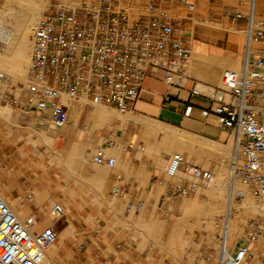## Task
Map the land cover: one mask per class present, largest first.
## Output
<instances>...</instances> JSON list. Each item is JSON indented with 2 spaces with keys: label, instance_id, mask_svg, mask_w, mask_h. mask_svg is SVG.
<instances>
[{
  "label": "built area",
  "instance_id": "1",
  "mask_svg": "<svg viewBox=\"0 0 264 264\" xmlns=\"http://www.w3.org/2000/svg\"><path fill=\"white\" fill-rule=\"evenodd\" d=\"M198 3L199 0H77L70 5L50 0L33 26L23 93L7 94L5 103L19 114L33 117L39 126L43 121L62 126L68 123L70 104L130 111L145 78L155 74H161L168 87H181L191 55V36L181 18L173 17L164 8L193 13ZM220 6L223 18L243 22L241 65L238 70L221 72L219 85L209 92L211 105L202 109L200 116L211 117L232 137L236 152L227 178L230 192L236 180L249 185L262 212L245 223L232 250L224 246L219 249L216 264H264V57L248 50L251 41L263 39L264 20L255 22L253 0ZM243 6H247L246 13L241 11ZM191 93L197 91L192 89ZM103 143L107 147L116 145L111 131ZM91 157L94 163L107 168L115 165L114 158L106 157L101 146L92 150ZM163 172L172 179L178 172L192 178L177 180L169 192L179 198L192 195L201 182L212 177L209 170L189 165L177 155L168 159ZM109 195L123 200L127 211L138 212L144 204L140 193L130 195L120 185L113 186ZM235 198H242V193ZM163 204L161 194L158 208ZM50 215L59 220L65 216V207L54 204ZM36 223L34 216L20 218L0 194V264H41L46 249L57 239V231L53 224L37 230Z\"/></svg>",
  "mask_w": 264,
  "mask_h": 264
},
{
  "label": "rangeland",
  "instance_id": "2",
  "mask_svg": "<svg viewBox=\"0 0 264 264\" xmlns=\"http://www.w3.org/2000/svg\"><path fill=\"white\" fill-rule=\"evenodd\" d=\"M201 2L202 3L204 2V4H202ZM236 2L237 0H235V4L228 3L225 0H219V1L199 0L197 8L193 13L186 12L182 8H177L172 10L169 8H164V11H166L168 14L172 15L173 17L181 18V23L182 25H184L183 27H185L186 32H190L192 28L197 25V24L196 25L191 24L192 19L195 17L202 19L206 18L210 20L216 19L218 21H221L222 24L225 23L228 26L243 29L244 26L242 24H238L237 22H232L231 20L223 18L220 13L221 4L232 6V5H236ZM49 3L50 0H47V5ZM201 4L202 7L200 6ZM203 5L206 6L205 7L206 13L205 11H203ZM8 7H11L13 9L12 15L14 16V18L11 15L3 19H0V53L2 54L8 52L11 44L13 43V41H15V38L17 36L16 27H15L16 19L21 13V9L13 8L12 4L6 3V0H0V10L7 11L8 9H11ZM257 13H261L262 17L259 18L257 16ZM260 20H264V9L263 10L259 9L256 11L255 22ZM221 33L231 35L230 33L224 30H221ZM242 34L243 33H241V35L239 34L240 36L239 35H233V36L238 39L240 38L241 43H243L244 34L243 35ZM30 38H31V33L28 35L29 42H30ZM255 45L256 48H259L258 51L261 50L262 53L254 52V55L264 57V38L258 40ZM240 50H243L242 47L240 48ZM238 54L242 58V55L240 53ZM223 70L224 68H222L220 73L218 74V78H217L218 83L209 82L213 87L219 85L221 72ZM22 90H23V84L21 82L14 81L9 77L0 74V108L6 107L10 111L9 118L7 120L0 118V134H1L0 136L3 139L7 138L9 140L10 147H8L7 149L10 152H14L13 153L14 155L12 157L13 158L12 163L19 168V172L16 173L15 175V177H17L18 175L16 179V184L9 186L7 185L2 186L0 184V192L2 193V190L11 191L15 188V191L13 192L12 196H9V198L13 201L22 200L21 201L22 204L28 207L30 215L34 216L37 219V224L42 225L40 227H36L37 230H41L44 227L49 226L51 224L55 225V230L57 231V239L47 249L48 251L54 246L57 247V253L54 258L56 262L53 260L51 264H69L70 260H72V255H73L72 252H75V247L79 245V242L82 240V238H78L77 240H75L76 229L72 224L71 216H69L66 207L70 202H72L74 197L80 196L81 193L80 189H82V187L88 188L91 184L88 180H85L83 182L81 180L79 173H83L84 175H87L88 168L91 165L92 167L101 166L99 164L94 163L91 157L92 150L96 146H101L104 150L105 156L112 158L113 155L108 153V151L106 150L117 149L120 151L119 153L121 158L123 154L121 151L123 149V146L120 144L119 138H121L122 136H128V137L132 136L133 138H135V135L138 136L139 132L142 134L143 126L139 121L137 122L132 121L135 124L129 122L125 126L114 125L111 126V128H107L106 126H103L101 128H95L91 133H89L87 132V128L85 127V119L88 115H90V113L93 111L94 108L81 107L82 113L77 128H73L71 126V124H73V120L71 121L72 118L69 113V119L67 124L62 126L56 125V128H58V130L60 131L59 132L60 144L57 147V149H61V147H63L66 150L65 152H62V154L67 155V151L71 148L72 143H78L79 151L83 150L84 154L86 155V161L84 163H81L79 160L71 161L69 159L70 160L69 168L74 175L73 177L72 175L64 173L61 167H58L56 164L52 162L51 163L49 162L50 153L45 154L46 148L44 145L38 144L37 146H35L31 143V141H35V142L37 141L36 133H38L41 130L42 123L45 125H49L50 122L43 121L40 123L39 126L36 124V121L34 120L33 117H25L19 114L17 110H13L5 103L4 98L7 94L19 95L23 93ZM74 106L75 104H70L69 111H71L72 107ZM124 113L125 112H121V114ZM137 117L142 119L143 116L137 115ZM217 129H218L217 139H213V141L220 142L223 145H228V143L233 144L232 137L228 132H226L220 127H217ZM4 131H6V134L3 133ZM109 131L115 134L113 135L114 140L116 142V145L114 147H107L103 143L104 137L106 135L104 136L102 134L103 133L108 134ZM151 137H152L150 139L151 143L145 142L143 137H141V139H137L136 137L135 141L131 139L130 141L131 143L127 150L129 151V155L132 154L134 157H136L138 164L143 162L144 160L150 161L151 167L152 169L155 170L156 173L151 176V179L149 181L148 178H145L144 180H140L139 178L136 177L135 180L137 181V185L144 189V193L146 194V196L150 198L149 202L153 206V208L156 207V202L160 197V195L164 194V204L161 207V211L160 212L157 211L159 212V214L155 217L154 216L146 217L144 216V210H143L140 212V218L135 222L132 220V215H133L132 210L128 215L124 216L122 212L125 206L121 205L120 206L121 208H119L118 210L115 209L114 206L116 205L117 202L110 197L109 191L113 186L118 184L116 181V176L120 171L119 169L120 158H119V161L116 160L115 165L112 168L114 174L110 182L107 184L105 192L102 194H95V197H97V199L92 201V203H94L98 207H106L108 210L114 209V211L116 210L115 213L117 217H115L116 219L114 220V223L108 222L106 227L103 228L102 227L103 224L101 223L98 224L97 221L104 220V217L98 214L94 217V224L92 225L93 228L98 231L100 230L107 231L111 229L114 233H117L118 231H122V230L127 231L129 233L130 230H132L131 228L142 230L143 232L142 237L144 239L143 241L146 240L148 241L152 237H154L153 240H155L156 244L154 242L151 243V245L152 246L157 245V246H155V248L152 249L153 251L152 253L154 255H161L164 258V264H216V261L219 256V249L224 245V240H223L224 238L222 237L220 227L217 224V222H219L222 219L221 212H216V214L212 213L216 221L214 222L215 223L214 225L212 224L213 222H211L210 219L212 214H210L208 211L206 212V210H209L210 204L216 202L214 198L212 199L213 197L212 193L210 191L204 190L202 187L205 185V183L201 182L198 185L197 191L190 196L184 198L170 196L169 192L173 190L177 180L183 179L184 181H190L191 177L189 176V174L177 173V178L172 179L166 177L165 173L163 172V170H165V166L167 165L166 163L168 159L174 155H177V156H182L183 160L187 164L198 166L205 170H209L211 174H213L216 171V164L214 157L211 156V154H209L207 151H202L199 148V146L191 145L189 143H184V144L174 143V146L173 144L172 145L168 144L165 142L164 140L165 135L162 133H157V134L151 133ZM165 148L171 151L167 152ZM88 164L89 166L88 168H86ZM102 166L105 167L104 170H106V172L109 171V168H107L106 165H102ZM178 174L180 175V177L178 176ZM185 178L187 179L185 180ZM47 185L50 186V191L48 194L49 197L41 205H37V203L33 201V193L37 189L40 190L43 187H47ZM246 187L250 191V195H251L252 189L247 185ZM72 189L77 190V192L73 193L71 191ZM229 189L230 188L228 184V186H226V190L224 193L225 195H227ZM28 193H31V195L29 194V198L27 197ZM101 198H104L105 200L103 199L100 200ZM192 200L196 201L200 207V209L197 211L199 213V216L197 215L198 213L186 215L184 219L186 225L184 230L182 231V236L186 239V243L184 244L183 248L180 249V254H178L179 258H176L175 256H173V254L172 255L171 253L169 254L167 251L164 250V248H161L158 245L159 243H162V241L159 239V233L157 232V229L160 223L161 225L163 224L164 243H166L168 240V235L172 223L174 222L176 217L182 214L181 205H188ZM219 201L220 200H217L218 204ZM241 202H242L241 198L236 199L237 204H240ZM56 203H60L65 207V216L55 221L54 219L51 218L50 210L51 207ZM219 207L220 204L218 205V209ZM200 211L202 212L200 213ZM204 211L206 212V215ZM231 214L232 217L235 218V220L237 221L236 223L241 224L239 222L242 220L241 221L242 230L245 223L249 219L258 218L260 215V214H251L248 211L246 214V210L243 208L239 210L232 209ZM27 217L28 215L24 218ZM152 217L157 218L156 221L152 220ZM162 218H164V220L161 221L160 219ZM47 219L48 222L46 224H42ZM66 228L67 231H65ZM241 233L238 235L236 239L239 238ZM220 236L223 239H221ZM235 241L232 247H234ZM116 242L117 241H114L113 244H115ZM232 249L233 248H231V250Z\"/></svg>",
  "mask_w": 264,
  "mask_h": 264
},
{
  "label": "crops",
  "instance_id": "3",
  "mask_svg": "<svg viewBox=\"0 0 264 264\" xmlns=\"http://www.w3.org/2000/svg\"><path fill=\"white\" fill-rule=\"evenodd\" d=\"M238 24L243 25V22H238ZM220 33L219 29H212L201 25L194 26L190 31L191 53L207 57L210 55L223 56L225 52L231 51L242 55L243 50H240L238 38H235L233 35ZM209 82H212L209 70L203 65L197 68L191 76L183 78L181 87L179 88H171L165 85L161 74L149 76L143 82L139 97L131 109L132 111L126 112L158 120L209 140L217 139L218 126L214 124L213 119L211 117L203 118L200 116V111L211 105L209 98L210 91L208 90L214 87ZM199 86L201 88H198ZM192 89L196 90L197 93L192 94ZM69 113L71 115L72 111H69ZM129 122L121 124L117 120H113L105 123L103 126L107 128H111L114 125L125 126ZM132 123L135 124L134 122ZM85 127L88 128L86 126V119ZM3 133L6 134V131ZM106 134L103 133L102 135L105 136ZM136 137L137 139L143 137L145 142L151 143V134H144V132L142 134L139 132V135H135V138L132 136H122L119 138L120 144L123 146L121 150L123 154L120 158V171L116 176L117 185L123 186L130 195L140 193L144 200L142 209L138 212H133L132 220L135 222L140 218V212L143 210L146 217H155L161 211V208H158L160 197L156 202V207L153 208L149 202L150 198L146 196L144 189L138 186L135 180L136 177L140 180L148 178L149 181L151 176L156 173L152 169L149 160H144L138 164L136 157L132 154L129 155L127 149L131 143L130 141L131 139L135 141ZM8 147H10L9 140L7 138L3 139L0 136V184L2 186L15 185L18 177V175L17 177L15 175L19 172V168L12 163L14 152L8 151ZM106 151L111 155L119 152L117 149H107ZM88 166L89 164L86 168ZM90 167L88 168L87 175L79 173L81 180L83 182L88 180L91 183L90 186L88 188L82 187L80 189V196L74 197L72 202L66 207L69 216H71L72 224L76 229L75 240L82 238L79 245L75 247V252H72V260H70L69 264H164V258L161 255H154L152 253V249L157 246L151 245L153 241L155 242L153 240L154 237L148 241H143L142 230L131 228L132 230L129 233L124 230L114 233L111 229L98 231L93 228L92 225L94 224V217L96 215L100 214L104 217V220L97 221L98 224H103V228L106 227L108 222L114 223L117 215L114 209L108 210L106 207H98L92 203L93 200L97 199L95 198V194L105 192L114 171L112 168H109V171L106 172L104 170L105 167L102 165L93 167L91 165ZM14 191L15 188L11 191L2 190V193L4 196L9 197L12 196ZM71 191L73 193L77 192L75 189ZM115 201L118 203L114 206L115 209L118 210L121 208V205L124 206L123 200L116 199ZM129 213L130 211H127L124 207L122 214L125 216ZM154 217H152V220L156 221L157 218ZM160 220L162 221L164 218ZM157 232L159 233V239L164 242L163 224H159ZM114 241L117 242L113 244Z\"/></svg>",
  "mask_w": 264,
  "mask_h": 264
},
{
  "label": "bare ground",
  "instance_id": "4",
  "mask_svg": "<svg viewBox=\"0 0 264 264\" xmlns=\"http://www.w3.org/2000/svg\"><path fill=\"white\" fill-rule=\"evenodd\" d=\"M61 1L64 3L70 4V5H75L77 3V0H61ZM225 1L228 3L235 4V0H225ZM6 3L12 4L13 8L21 9V13L16 19L15 27H16L17 36L15 38V41H13L11 46L9 44L10 49L8 50V52L4 54L0 53V74H3L13 79L14 81H19L22 84H24V73L28 66L29 52H30L29 50L30 42L28 39V35L30 33L32 34L33 26L36 20L41 16L42 12L47 7V0H6ZM202 4H204V2ZM202 4L200 5L201 7H202ZM253 4H254V18H255L256 11L259 9L260 10L264 9L263 8L264 0H253ZM205 7L206 6L203 5V11H205L206 13ZM8 8H11V7H8ZM241 11L243 13H246L247 6H243L241 8ZM12 12H13L12 8L8 9L7 11L0 10V19L11 16ZM192 23H194L195 25L197 24L198 26L201 25V26H205L208 28H212V29H220V31L224 30L230 33L231 35H239V34L241 35V33L244 34V29L231 27V26L226 25L225 23L222 24L221 21H218L216 19L210 20L206 18L202 19V18L195 17L192 19ZM253 27H255V24ZM263 38H264V34H263ZM238 43H239L240 48L242 47L243 49L244 40H243V43H241V40L239 38ZM255 44H256L255 41H251L249 43V48H248L249 53H254V52L262 53L261 50L258 51L259 48H256ZM241 59L242 58L241 56H239L238 53H234L231 51L225 52L223 56L210 55L207 57L192 52L186 64V67H185V76H191L194 73V71H196L197 68L203 65L209 70L211 81L217 82L218 74L220 73L222 68L238 70L241 65ZM198 88H201V87L199 86ZM93 108H94L93 111L86 118V126L88 127L87 132L89 133H91L95 128H101L105 123H109L112 120H117L121 124L127 123L129 121H134V122L139 121L143 126L144 134L162 133L165 135L164 140L168 144H171V145L173 144L174 146V143H181V144L189 143L191 145L199 146V148L202 151H207L209 154H211V156L214 157L215 164H216V171L213 174H211L212 175L211 179L208 182H205V185L202 188L204 190L210 191L213 195L212 199L214 198V200L216 201L210 204V208L209 210H206V212L208 211L210 214L212 213L216 214V212H221L222 214V219L219 222H217V224L220 227L221 235L224 238L223 246L225 247L226 250H231V248H233L232 246L234 244V241L237 240L236 238L242 231V222H241L242 220L240 219L241 217L239 218L241 220L239 223L241 224L236 223L237 221L235 220V218L232 217V214H231L232 209L239 210L243 208L246 210V214H247V211L251 214H261L262 212L261 203L254 196H252V193L250 195V191L246 187L247 184H244L242 181H239V180L234 181L232 183L233 192L231 193L229 189V192L227 193V195L224 194L226 190V186H228V184L230 185L227 178H228L229 169L231 165V159L235 157L236 149H235L234 144L228 143V145H223L220 142H216L213 140L203 138L187 130L174 127L172 125L160 122L158 120L150 119L148 117H142V119H140L137 117L136 114L132 112L125 111L124 114H121V112L114 111L104 106H95ZM71 111H72V114L70 116L73 120L72 126L73 128H77L78 122H79V119L82 113V108L80 106L75 105L74 107H72ZM9 114H10V111L8 108L6 107L0 108V118L7 120L9 118ZM59 132L60 131L58 130V128H56V125L52 123H49V125H45L42 123L41 130L38 133H36L37 141L36 142L31 141V143L35 146H37L38 144L44 145L46 148V150L44 149L45 154L50 153L49 162L56 164L58 167H61L63 169L64 173L72 175L74 177L73 173L71 172L69 168L70 160L71 161L79 160L81 163H84L86 161V155L84 154L83 150L79 151L78 143H72L71 148L67 151V155L66 154L63 155L62 152H65L66 149H64L63 147H61V149H57V147L60 144ZM166 151L170 152L171 150L166 149ZM119 152L113 154V158L115 161L116 160L119 161V158H120ZM263 159H264V156L262 158V164L264 167ZM178 176L180 177L179 174ZM186 179L187 178H185V180ZM49 191H50V186L48 185L47 187H43L40 190L37 189L33 193V201H35L37 205H41L45 200L48 199ZM238 193H242V198H241L242 202L240 204L236 203V198H235V195ZM0 194L3 196V193H0ZM29 194L31 195V193ZM3 197L9 203L10 207L14 211L17 212L20 218L23 219L27 215L29 217L30 213H29L28 207L22 204L21 202L22 200L13 201L7 196L6 197L3 196ZM102 199L105 200L104 198H101L100 200ZM217 200H220L219 209H218L219 204ZM199 209H200L199 205L194 200H192L190 204L188 205H181L182 214L176 217L174 222L172 223L167 242L166 243L162 242V243H159L158 245L161 248H164V250L167 251L169 254L171 253V255L173 254V256H175L176 258H179L178 254H180V249H182L184 244L186 243V239L182 236V231L184 230L185 225H186L184 219L186 215L194 214V213L197 214L198 213L197 211ZM201 212L202 211H200V213ZM206 212H205V215H206ZM213 214L211 215V217L210 216L208 217H210L211 222H213L212 224L214 225L215 224L214 222L216 221L214 219ZM197 215L199 216V213ZM47 222H48V219L42 224H46ZM40 226L42 225H39L36 223L35 228L40 227ZM65 231H67V228ZM47 249L45 251V255H44V258L41 264H51V262H53L56 256V253H57L56 246L52 247L48 251Z\"/></svg>",
  "mask_w": 264,
  "mask_h": 264
}]
</instances>
